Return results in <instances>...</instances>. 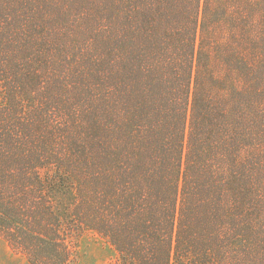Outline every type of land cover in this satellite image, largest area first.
Returning a JSON list of instances; mask_svg holds the SVG:
<instances>
[{
	"label": "trees",
	"instance_id": "obj_1",
	"mask_svg": "<svg viewBox=\"0 0 264 264\" xmlns=\"http://www.w3.org/2000/svg\"><path fill=\"white\" fill-rule=\"evenodd\" d=\"M256 0H0V238L73 264H264Z\"/></svg>",
	"mask_w": 264,
	"mask_h": 264
},
{
	"label": "rangeland",
	"instance_id": "obj_2",
	"mask_svg": "<svg viewBox=\"0 0 264 264\" xmlns=\"http://www.w3.org/2000/svg\"><path fill=\"white\" fill-rule=\"evenodd\" d=\"M258 3L257 19L264 22V0ZM264 38V34H263ZM264 59V54H263ZM264 85V81L262 86ZM264 102V100H263ZM264 104V103H263ZM116 253L111 245L93 231H84L76 241L73 264H112ZM0 264H29L22 254L16 253L0 238Z\"/></svg>",
	"mask_w": 264,
	"mask_h": 264
}]
</instances>
